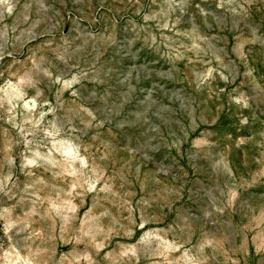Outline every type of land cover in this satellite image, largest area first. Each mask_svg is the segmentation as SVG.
<instances>
[{
    "label": "rangeland",
    "instance_id": "obj_1",
    "mask_svg": "<svg viewBox=\"0 0 264 264\" xmlns=\"http://www.w3.org/2000/svg\"><path fill=\"white\" fill-rule=\"evenodd\" d=\"M0 264H264V0H0Z\"/></svg>",
    "mask_w": 264,
    "mask_h": 264
}]
</instances>
